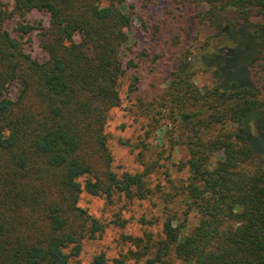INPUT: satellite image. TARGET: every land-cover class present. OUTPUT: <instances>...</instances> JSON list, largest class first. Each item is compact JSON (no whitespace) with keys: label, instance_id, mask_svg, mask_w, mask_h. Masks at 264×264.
<instances>
[{"label":"trees","instance_id":"1","mask_svg":"<svg viewBox=\"0 0 264 264\" xmlns=\"http://www.w3.org/2000/svg\"><path fill=\"white\" fill-rule=\"evenodd\" d=\"M189 2L215 32L180 54L160 106L187 150L181 193L198 219L167 217L155 241L124 236L135 250L115 263L173 252L182 264H264V0ZM33 11L45 21L24 20ZM135 15L126 0H0V264H79L82 241L103 229L82 193L150 194L147 168L114 170L105 123L126 69L149 55L124 61ZM34 30L41 57L22 40ZM107 261L100 252L91 264Z\"/></svg>","mask_w":264,"mask_h":264},{"label":"rangeland","instance_id":"2","mask_svg":"<svg viewBox=\"0 0 264 264\" xmlns=\"http://www.w3.org/2000/svg\"><path fill=\"white\" fill-rule=\"evenodd\" d=\"M126 2L137 15L124 61L137 52L149 55L141 58L137 68L126 69L121 77V103L108 112L106 132L114 170L121 174L147 168L150 173L145 180L151 192L144 199H128L119 193L111 197L82 193L79 204L100 220L103 229L95 238L82 241L79 254L73 258L79 264H91L94 254L100 252L105 254L108 264H116L115 258L128 260L135 247L124 236L151 235L155 241L161 237L160 228L167 217L174 224L185 223L187 228L193 227L198 219L195 212L185 216L181 186L187 181L189 171L181 163L187 157V150L179 141L176 125L164 117L160 103L180 54L188 48L196 51L199 42L215 30L190 13L189 0ZM45 19L35 11L24 17L31 23ZM260 22L262 17L251 19L250 29ZM36 32L22 40L26 51L41 57ZM195 81L198 86L206 85L209 74L199 72ZM9 93L16 97V84L9 87ZM162 264H182V261L170 252Z\"/></svg>","mask_w":264,"mask_h":264}]
</instances>
